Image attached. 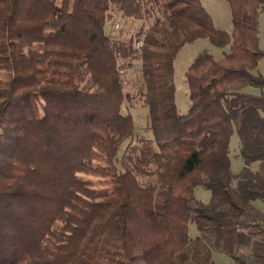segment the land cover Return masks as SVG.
I'll return each mask as SVG.
<instances>
[{
	"label": "trees",
	"instance_id": "16d2710c",
	"mask_svg": "<svg viewBox=\"0 0 264 264\" xmlns=\"http://www.w3.org/2000/svg\"><path fill=\"white\" fill-rule=\"evenodd\" d=\"M225 1L230 34L200 0H0V264H264V96L247 91L264 0ZM198 39L228 50L193 59L180 114L173 60Z\"/></svg>",
	"mask_w": 264,
	"mask_h": 264
},
{
	"label": "rangeland",
	"instance_id": "374dc122",
	"mask_svg": "<svg viewBox=\"0 0 264 264\" xmlns=\"http://www.w3.org/2000/svg\"><path fill=\"white\" fill-rule=\"evenodd\" d=\"M200 3L202 7L209 13L214 27L226 31L230 34L232 31V20L230 8L227 2L225 0H200ZM116 20L117 22L114 25L118 26V28H113V30L117 32L118 30H123V33L127 32L131 25V22L129 20L124 21L118 18ZM136 26V23L135 25L132 24L129 30L133 31ZM258 38L259 48L264 51V12H261L258 17ZM227 50L228 48L221 49L212 45L206 39H198L192 43H186L178 50L173 60V82L175 86L174 103L178 113L185 114L189 107L188 90L185 82V72L193 59L202 51H206L218 59L222 57V51ZM124 70L125 78L129 82L127 89H129V91L133 93L137 80V73L135 72L136 67L132 65L131 67L124 66ZM253 72L264 75V58L260 60L256 70H253ZM247 91L264 96V88H248ZM140 104L141 103L138 102L129 110L134 117L135 123H137L139 127H141V125L143 124V118L146 113V110L140 107ZM238 149L239 140L236 134H233L229 142V156L231 161V171L234 174L238 173L243 166V162L238 155ZM210 195V191L205 190L202 187H196L194 190L195 199L201 201L202 203H208L210 200ZM189 235L192 238L198 235L194 224L189 225ZM212 260L215 264H234L232 259L222 253H212Z\"/></svg>",
	"mask_w": 264,
	"mask_h": 264
},
{
	"label": "built area",
	"instance_id": "2783aa9c",
	"mask_svg": "<svg viewBox=\"0 0 264 264\" xmlns=\"http://www.w3.org/2000/svg\"><path fill=\"white\" fill-rule=\"evenodd\" d=\"M141 44H142V43H141L140 41L137 42V46H141Z\"/></svg>",
	"mask_w": 264,
	"mask_h": 264
}]
</instances>
